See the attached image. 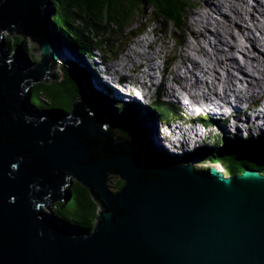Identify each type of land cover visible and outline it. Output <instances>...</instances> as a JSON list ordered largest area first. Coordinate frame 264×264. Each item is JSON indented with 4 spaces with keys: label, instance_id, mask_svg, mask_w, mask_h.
<instances>
[{
    "label": "water",
    "instance_id": "1",
    "mask_svg": "<svg viewBox=\"0 0 264 264\" xmlns=\"http://www.w3.org/2000/svg\"><path fill=\"white\" fill-rule=\"evenodd\" d=\"M50 4L0 0V264H264V166H234L248 155L198 164L158 152L143 113L120 125L103 96L81 95L69 113L32 106L67 52ZM7 33L38 44L36 65ZM74 184L97 207L93 231L45 210Z\"/></svg>",
    "mask_w": 264,
    "mask_h": 264
},
{
    "label": "trees",
    "instance_id": "2",
    "mask_svg": "<svg viewBox=\"0 0 264 264\" xmlns=\"http://www.w3.org/2000/svg\"><path fill=\"white\" fill-rule=\"evenodd\" d=\"M147 6H153L158 16L172 20L180 27L181 21L185 17L183 16L185 10L192 6L196 7V3H192V0H51V13L54 14L51 20L50 32L55 38L60 39L69 51L77 57H80V59L82 57L86 58L92 55L95 48L98 51L101 49V45L95 43V41L98 42V37L94 34V28L98 29L103 24H106V26L112 24L120 27V29H127L128 26L130 27L133 24L135 14L142 12ZM84 23H86V26H84ZM22 36H25V34L16 35L10 42L11 45L20 47L22 52L27 53L28 50L21 43ZM36 62L34 60L32 63L25 61V64L32 67ZM92 65L96 68L94 64ZM63 69L64 76L59 82L41 83L32 87L30 102L36 110H60L62 113H69L73 101L81 95H89L95 98L101 94L94 90L92 79L94 72H91L88 68L78 63L65 61ZM68 91L71 92L69 95ZM140 105L122 104L116 110L121 117L123 113L127 115L132 110H150ZM116 120L120 125H125L121 123L122 119L119 120L118 118ZM217 139L221 144V141L224 140L226 145H229L228 148L223 149L222 154L229 155L230 159L236 160V157H234L236 154L233 155V153H238V157L242 158L248 155L251 160L250 158L248 161L240 160L241 165L264 166L263 142L242 141L236 138L223 139L221 137H217ZM204 150L214 160L217 157L219 158V155H213L212 150L209 149L200 150V154L204 153ZM223 159L222 156L219 158V160ZM240 164H234V166H240ZM262 170H264V167ZM69 196L71 198L66 202L65 199ZM50 209L52 217L61 223L77 229L94 230L97 207L88 192L78 184L67 187L64 200L58 201Z\"/></svg>",
    "mask_w": 264,
    "mask_h": 264
},
{
    "label": "bare ground",
    "instance_id": "3",
    "mask_svg": "<svg viewBox=\"0 0 264 264\" xmlns=\"http://www.w3.org/2000/svg\"><path fill=\"white\" fill-rule=\"evenodd\" d=\"M202 1L204 6L211 7V9H213L216 16L213 14L204 13V11L201 9H197L199 12L195 14L194 12H191L189 14L192 18L191 20H193V23H195L194 21H197L202 25V27L198 29V32H196L195 27H192L189 21H187L185 27L191 31L190 33L192 35L191 36L192 39L190 40L189 38L185 37L184 40L185 35L181 33V38L179 43H182L183 46H188L187 48L188 51L186 53L185 50L183 49L184 55L181 56L180 67L181 66L188 67L190 64L193 68L191 72L188 70V68L187 70L183 71V73L186 74L185 80L188 79L191 80L193 77H195L196 74L195 70H198L204 77H207V81L209 80V82H211V86L215 91L218 90L217 87L215 86H219L222 89H224L226 93L235 92L238 83H240L241 85L244 84L243 89H239L237 91L238 98L247 100L248 103H250V100L253 101L257 99L255 101L256 103L255 105L254 104L250 105L248 109H245L246 106L243 105L244 101L240 100L238 103H234V108L237 111H233L232 114H237L240 117L249 118L255 120L256 122L264 123L263 122L264 115L260 113L261 109L257 108V103L261 101L262 97L264 98V89L261 88V91L258 94L259 98L249 96L250 90H252L255 87L260 88V85L264 84V69L261 71L259 67L261 65L264 66V58L262 57V55H264V50L263 52L256 51L257 54H253V55H249V53L246 54L247 51L245 50L248 49L249 52H252V49H254L255 42H258L257 45L264 48V26L261 24L259 18H254L252 16L253 12H257L256 9L248 5L249 3L247 2L248 0H219V3L217 2V4H215L212 0H202ZM195 3L197 7L201 6L200 1H197ZM254 4L251 5L254 6ZM256 6H255L256 8H260L259 9L260 14L263 15L264 0H260L259 3H256ZM225 8L231 12V15L225 14L224 12ZM237 20H240L245 24H247V20H251L252 24L254 23L253 26L255 30L259 33V35L257 34L252 35V30L249 28V26L245 25L240 27L241 24L238 26ZM206 26L207 27L212 26L214 27V30L206 29ZM215 36H217V39L219 40L220 44H225V43L227 44V46L229 47V49L227 50H231V53L227 54L224 53L225 51H223V55H221L217 47H213V50L206 49L205 45L210 44V40L215 39ZM221 38H224L226 41L222 40ZM252 38L256 39L257 41L252 42L253 40ZM152 50H154V47H152ZM257 50H259L258 46H257ZM235 51L243 56L242 61L239 60L236 54H234L235 56H232L233 59L228 56L229 54H232ZM153 54H157V51H155ZM137 56L139 57V59H142L143 55L142 53H138ZM88 59L91 62V58ZM133 60L134 59L131 58V61L135 62ZM186 60H189V64L187 63L188 61ZM184 61H186V63H184ZM121 66L122 65L118 64V67ZM93 69L92 70L94 74H96V69L95 68ZM105 70L108 72V76H110V74L113 75L115 73V72L113 73L112 70L108 67L107 69L105 68ZM253 72H259L261 76L257 77L256 75L252 74ZM100 74L103 78L104 72L102 71L101 68H100ZM236 74H241L242 80L236 78L235 76ZM104 81L105 83L108 82V80H104ZM108 86H110V84ZM108 86H106V88ZM183 86L186 91H188L189 93H193L194 90L197 88L208 87V84L195 82V85L193 86L191 85L192 89H189L188 86L185 85V82L183 81ZM173 91L175 92V89H173ZM184 96L185 94H182L181 96L178 95L177 93L173 94L174 99L179 104H182L181 99ZM201 98L203 102L211 101L210 96L203 95ZM178 107L180 108V110H183L185 108V105L184 104L178 105ZM262 107L264 108V104H262ZM256 127H257L256 123H251L248 125H246L245 123L241 124V128H243L245 131H248L249 128H256ZM210 134H211L210 131H205L204 135L198 138V133H197V140H196L197 142L195 143L198 144V142L199 143L202 142L201 145L203 144V146L205 145L206 147H208L209 145L207 144V142L204 141L208 139ZM218 134H221V132H217L216 134L218 137H221ZM221 138L228 139L229 137L224 136ZM236 139L242 140L239 138ZM176 140H179L181 148L183 147L186 148L189 146V144H185L184 141L181 140V138L179 139L176 138ZM242 141H247V140L243 139ZM152 144L155 147H157L159 150L165 151L163 150V148H160L161 144L158 141L153 140ZM175 150L173 151L175 152L179 151L177 149Z\"/></svg>",
    "mask_w": 264,
    "mask_h": 264
},
{
    "label": "rangeland",
    "instance_id": "4",
    "mask_svg": "<svg viewBox=\"0 0 264 264\" xmlns=\"http://www.w3.org/2000/svg\"><path fill=\"white\" fill-rule=\"evenodd\" d=\"M197 1L201 2V6L197 7V5H196V7L192 6V7L187 8L184 12V15H183L186 18L184 17V20L181 21L180 27L178 25H176L172 20L163 19L160 16H158V14L155 11V8L153 6H147L144 8V10L142 12H138L137 14H135V16L133 18V24L130 27L128 26L127 29H120V27L112 25V24H108L107 26H106V24H103L102 26H99L98 29L94 28L93 29L94 34H96L98 37L97 38L98 42L95 41V43L101 45V49L98 51L95 48L92 52V55H90L89 57H86V58L82 57L81 61H80V57H77L76 55L72 54L73 57L71 58L69 53L65 54L63 56V60H64L63 62H65L66 60H70L73 62H79L78 64L88 68L91 72H93V70H94L93 69L94 67L92 65V64H94L96 66L95 69H96L97 76L100 80L99 84L102 85L104 87V90H106L108 92V90L106 89V86H108L110 83L109 84L105 83V81L103 80V78L100 74V68L104 65V66H106V68L107 67L110 68L113 73L116 70V68H115L116 64H117V66H118V64H120V65H122L121 67H126V69L127 68H136L137 67V66H135L136 63L141 62V60L139 59L137 54L144 52V45L149 46L153 42L157 41V43L154 45V50H157L159 52L160 49H163L162 54L168 60V62L175 61L176 64L170 69V70H172L176 67V65L180 64L178 62V60L179 59L181 60V56L184 55L183 49L185 50L186 53L188 51V49H187L188 46H183L182 43H179L180 38H181V33L185 35V36L182 35V36H184V40H185V37L189 38L190 40L192 39V37H191L192 35L190 33L191 31L185 27L187 21H189V23L192 27H195L196 32H198V29L200 27H202V25L197 21H194L195 23H193V20H191L192 18L189 14L191 12H194V14H195V13L199 12L197 9H201L204 11V13L213 14L216 16V14L214 13L213 9H211V7H206L203 5L202 0H192V3H195ZM212 1L215 4H217V2L219 3V0H212ZM250 1L251 0L247 1L250 3V4L248 3V5L253 7V5H251L252 2H250ZM253 1L255 4L260 2V0H253ZM256 7H258V6H256ZM256 7H255V9H256ZM258 9H260V8H258ZM48 10L51 11V6H49ZM258 11L259 10H257V12ZM237 21H238V26H239V24H241L240 27H242V22L240 20H237ZM84 26H86V23H84ZM243 26H245V24H243ZM146 29H148L149 31L155 30L154 37L152 35L150 36V34L148 33V30L146 33ZM206 29L214 30V27H212V26L207 27L206 26ZM16 35H19V34L11 35V34L7 33L4 35V40L9 45V49H11L12 51L21 50L20 47H16L15 45H11L10 41ZM21 39H22V41H21L22 45L24 44L26 49L28 50V52L25 53V56L28 58V60L31 63L33 60L38 62L40 59V51H39L38 44L36 42L32 41L30 36H22ZM221 39L226 41L224 38H221ZM252 39H250V40H252V42L257 41L254 38H252ZM59 41L61 42L60 39H59ZM92 42H93V40H92ZM225 44H220L219 40L217 39V36H215V39L210 40V44H206L205 47L208 50H213V47H217L218 51L220 52L221 55H223V51H225L224 53H227V54L231 53V50H227V49H229V47L227 46V44L226 45ZM256 44H258V42L254 43V49H252V52H249L248 49H245L247 51L246 54L249 53V55H253V54H257V52H261L260 50H257ZM235 53H237V52L235 51L232 54H229L228 56L233 59L232 56H235L234 55ZM168 55H169V57H168ZM130 57L132 59H134L133 61H135V62H132ZM262 57L264 58V55H262ZM88 58H91V62ZM186 61H188L187 63L189 64V60H186ZM186 61H184V63H186ZM158 64H160V63H158ZM259 67H260L261 71L264 69V66H262V65ZM119 68L120 67H118V69ZM187 68L190 72H191V70H193V68L190 64L188 67L181 66V67H179L178 70L182 69L181 72H183V71L187 70ZM111 70H110V72H111ZM136 70H138V68ZM55 71L57 73L61 74V79H62V77L64 76V69H63V65L61 64V62L59 63V65L57 66V69ZM254 73L257 74V76H259V77L261 76L258 72H253L252 74H254ZM132 74L137 77L139 74V70H138V72L134 71ZM95 75L92 74L93 80L96 79ZM133 75H131V77H130L131 81H132ZM123 76L121 78V84L126 86L127 79H125ZM115 77L116 76H113V78H112V74H110V76H108V78L110 80H111V78L113 80H115ZM169 77L170 76L165 77V79L162 81L164 83V84H162V86L166 87L167 89L171 85L170 84L171 79H169ZM101 80H102V83H101ZM261 85H264V84H261ZM261 85H260V87H261ZM189 89H192V87ZM238 90L239 89L236 88L235 92ZM252 90L249 91L250 95L249 94L248 95L251 97L253 96V97L259 98L258 94L261 91V89L259 87H255ZM149 91L151 92V94H155L154 90H149ZM256 100L257 99H255L253 101L250 100V105H253V104L255 105ZM114 106H117V105H114ZM158 110L160 111V109H158ZM173 114L175 115V113H173ZM173 114L170 112H165L164 117H163V110L161 111V114L160 113H155V114L151 113L152 119L155 120L154 122H160L162 117H163V121L168 122V121L172 120ZM118 118H119V120H121V117L117 116L116 119H118ZM116 119H115V121H117ZM263 122H264V120H263ZM121 123L125 124L124 122H121ZM149 135L147 136V139H146L148 143L151 142V135L154 137L155 134L151 133ZM163 139H166V138H163ZM216 140L218 141V139H216ZM161 146L162 145H160V148H162ZM222 146L227 147V148L229 147V145H226V143H224V144L220 143L218 145L212 146L213 149L210 148L209 146L206 149H209L210 151L212 150L213 155H219V156L226 157L227 154H222V152L224 151L223 149H221V148H223ZM237 146L241 147L242 145H237ZM155 149L157 151L159 150L157 147H155ZM158 152H161V151L159 150ZM212 153H210V154L212 155ZM177 154H179V153H177ZM180 154L187 156V157H189V156L190 157L191 156L197 157V155H199V153L197 152L196 149L192 150L191 153H188L189 155H185L183 153H180ZM234 154L239 156L238 153H233V155ZM224 161H226V160H224ZM203 163H205V162L200 161L198 164H203ZM206 163H208V162H206ZM240 163L241 162H238L237 164H240ZM45 210L47 213H50L49 209H45Z\"/></svg>",
    "mask_w": 264,
    "mask_h": 264
},
{
    "label": "clouds",
    "instance_id": "5",
    "mask_svg": "<svg viewBox=\"0 0 264 264\" xmlns=\"http://www.w3.org/2000/svg\"><path fill=\"white\" fill-rule=\"evenodd\" d=\"M49 1L51 3V0H49ZM50 6H51V4H50ZM50 14H51L50 16H51V20H52V16H53L54 13H51V11H50ZM50 27H51V25H50ZM147 30L148 29H146V33H147ZM49 31H50V28H49ZM148 33L150 34V36L152 35L154 37L155 30L154 31H149L148 30ZM156 43H157V41L153 42L149 46L148 45H144V52L142 53L143 56H142V59H140L141 62L140 63L139 62L136 63V65H135V66H137L136 68H128V69H126V67H120L118 69V66L116 64L115 65V68H116L115 73L112 75V78H113V76H116L115 80H113V79L110 80L108 78V72L105 70L106 66H102L101 69L104 72L103 80H109L107 83H110V86H108L106 88L108 90V92L106 90H104V87L99 84L100 83L99 78L95 74H93V75L96 76V79L93 80L94 90H96L97 92L101 93L98 96L106 97V98L110 99V101H111V103L113 105H117V106H114L115 110H116V108H118V106L120 107L122 104H130L131 106L133 104H141L140 106H143V107L145 106V107L149 108L150 109L149 111H144V110H132V111H141L143 113V116L145 117V119L147 120V122L149 124V132H148L147 136L149 134H151V133L155 134L154 137L151 135V140L152 141L156 140L162 145L161 147L165 151H161L160 150L161 153L175 155V156H181V157H187V156L181 155L180 153H183L185 155H189L188 154L189 152L191 153L192 150H195V149L199 148L197 150L199 155H197V157H192L191 156L192 159H194V160L204 159L203 160L204 162H208V159H213V158L205 150L203 151L204 153L200 154V150L207 148V147H204L203 144L201 145L202 142H200V144H198L200 147H194V145H192L191 143H189V146L186 147V148H184V147L180 148V147L176 146V145H178L180 143L178 142V140H176V138L179 139L178 138L179 137V135H178L179 133H177L174 130L175 126L173 125V122H175V120H176L175 115L173 114V113H175V111L173 109H170L169 105L166 104L165 102H164L165 104L162 103V101L160 99L161 98L160 93L156 91V87L157 86L154 84L153 78H151V70H149V66L152 65V63H153L152 61H153V59L155 57L153 53L155 51H157V50H152V47H154V45ZM22 53H24V52H22ZM68 53H69L71 58L73 57V55H75L73 52L69 51V49L67 47V52L65 54H68ZM157 53L162 54L163 53V49H160L159 52L157 51ZM168 57H169V55H168ZM66 61L73 62V61H70V60H66ZM80 61H81V59H80ZM164 61L166 62L168 67H171L172 64L175 63V61H170V63H171L170 64L166 58L164 59ZM178 62H180V59L178 60ZM36 63L34 65H36ZM73 63H79V62H73ZM160 66H161V63H160ZM137 68L139 70V74H138L137 77L135 75H133L132 76V81H131L130 77H131V75H132V73L134 71L138 72V70H136ZM122 76L125 79H127L126 86L121 84ZM167 76H170L169 79H172V77H173V75H171L170 73L167 74L165 77H167ZM165 77H164V79H165ZM171 81L172 80H170V84H171ZM162 84H164V83L162 82ZM123 89H126V92H128V94L130 95L129 98H127L128 97L127 93H123L122 92ZM149 90H154L155 94H151V92ZM184 93L185 92H182L181 94H184ZM138 95L144 96V99L137 98ZM170 96L173 97V94H170ZM158 109H160V111ZM162 110H163V117H164L165 112L172 113L173 114L172 120H170L168 122H165V121H163V117H162L160 122H154L155 120L152 119L151 113H154V114L155 113H160L161 114ZM132 111H130L128 114H130ZM116 113H117L118 117H121L119 115V113L117 112V110H116ZM117 116L115 118H117ZM125 118H126V113H123V115L121 117V119H122L121 122H124ZM125 125H127V123H125ZM217 137L218 136H216V138ZM163 138L168 139V144L165 143L166 144L165 145L164 141L162 142ZM231 138H235V137H231ZM236 138H238V137H236ZM146 139H147V137H146ZM181 140H183V139L181 138ZM244 140H246V139H244ZM152 141L149 142V143L155 149V147L152 144ZM247 141H255V142H263L264 143L263 139H252L251 138V139H247ZM215 142L216 143L214 145L220 144V141L216 140ZM221 142H222V144L226 143V141H224V140H222ZM214 145L211 144V146H209V147L212 148V146H214ZM222 147L225 148L224 146H222ZM175 149H177L179 151L175 152L176 151ZM173 150H175V151H173ZM262 151H264V148H263ZM177 153H179V154H177ZM49 211H50V209H49Z\"/></svg>",
    "mask_w": 264,
    "mask_h": 264
}]
</instances>
